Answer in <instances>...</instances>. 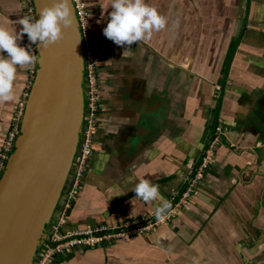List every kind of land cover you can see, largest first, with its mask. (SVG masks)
I'll return each instance as SVG.
<instances>
[{"label": "crops", "instance_id": "1", "mask_svg": "<svg viewBox=\"0 0 264 264\" xmlns=\"http://www.w3.org/2000/svg\"><path fill=\"white\" fill-rule=\"evenodd\" d=\"M87 3L105 112L63 231L102 236L156 221L161 199L171 208L148 232L52 264H264V0H149L167 24L123 56L102 32L111 7ZM23 16L24 0H0V24L19 31ZM19 43L29 45L26 34ZM32 67H18L13 100L0 103V151ZM218 126L212 161L182 200ZM140 179L158 186L156 201L135 195Z\"/></svg>", "mask_w": 264, "mask_h": 264}, {"label": "water", "instance_id": "2", "mask_svg": "<svg viewBox=\"0 0 264 264\" xmlns=\"http://www.w3.org/2000/svg\"><path fill=\"white\" fill-rule=\"evenodd\" d=\"M33 1L37 13L45 0ZM72 6L74 20L62 38L37 47L20 132L0 179V264H33L74 163L84 123L85 73Z\"/></svg>", "mask_w": 264, "mask_h": 264}, {"label": "built area", "instance_id": "3", "mask_svg": "<svg viewBox=\"0 0 264 264\" xmlns=\"http://www.w3.org/2000/svg\"><path fill=\"white\" fill-rule=\"evenodd\" d=\"M26 3V12L28 15L35 17V5L33 0H24ZM74 5L79 27L81 30L83 51H84V73H85V116L83 130L81 132L78 143L77 152L75 154L74 163L72 165L69 177L63 191L62 209L57 223L48 227L47 236L39 246L38 252L33 260V264H52V262L63 254L71 252L75 248H83L84 246H96L99 243L124 239L126 236H136L153 229L164 218L157 219L152 223L136 227L133 224L121 226L110 234L102 236L97 233L102 232L104 228L73 230L70 232L63 231V225L66 222L67 214L72 208L78 191L84 181V177L89 169L90 160L94 154L97 145V131L99 128V116L103 110L100 101V83L97 70V51L95 48V40L91 33L92 14L88 7L87 0H72ZM33 54L37 55V48ZM36 65L33 64L32 72L35 75ZM28 98V96L26 97ZM27 100H21L12 118L10 129L7 132L5 140L0 151V179L4 173L7 160L16 143L17 136L20 132L22 119L25 112ZM222 133L220 126L216 127V136L209 145L203 162L192 179V185L183 195L182 200L190 197L191 191L195 183L201 178L204 168H207L214 156L213 151L218 144V136ZM178 206V205H176ZM170 216V214H169Z\"/></svg>", "mask_w": 264, "mask_h": 264}, {"label": "clouds", "instance_id": "4", "mask_svg": "<svg viewBox=\"0 0 264 264\" xmlns=\"http://www.w3.org/2000/svg\"><path fill=\"white\" fill-rule=\"evenodd\" d=\"M109 7V19L102 32L116 45L124 46L122 56L128 54L129 46L134 42L145 40L167 24L164 15L149 0H106L101 5L102 9ZM73 20L72 0H45L35 17L28 15L18 19L19 31L0 24V103L13 100L18 67L38 61L31 45L48 47L56 43L62 38L63 29L70 27ZM25 34L30 42L28 46L19 43ZM133 191L144 201L159 198L158 186L145 179H140ZM170 208V202L161 199L154 210L156 218H162Z\"/></svg>", "mask_w": 264, "mask_h": 264}, {"label": "flooded vegetation", "instance_id": "5", "mask_svg": "<svg viewBox=\"0 0 264 264\" xmlns=\"http://www.w3.org/2000/svg\"><path fill=\"white\" fill-rule=\"evenodd\" d=\"M96 48V47H95ZM97 51V50H96ZM98 68H99V56H98V53H97V70H98ZM99 77V76H98ZM99 83H100V86H101V84H102V80L100 79V77H99ZM100 101H101V105H102V108H103V110L101 111V113H103V112H105V107H104V105H103V103H102V96H101V94H100ZM84 116H85V110H84ZM82 130H83V128H82Z\"/></svg>", "mask_w": 264, "mask_h": 264}, {"label": "rangeland", "instance_id": "6", "mask_svg": "<svg viewBox=\"0 0 264 264\" xmlns=\"http://www.w3.org/2000/svg\"><path fill=\"white\" fill-rule=\"evenodd\" d=\"M85 107V106H84ZM61 209V200H60V202L58 203V205H57V207H56V212H55V214L59 211ZM54 220H53V218H52V221L51 222H53ZM50 226V225H49ZM47 231L48 230H46V232L44 233V237H46L47 236Z\"/></svg>", "mask_w": 264, "mask_h": 264}]
</instances>
